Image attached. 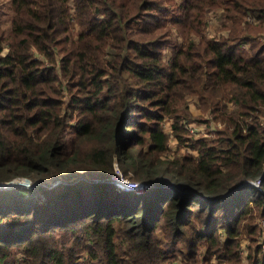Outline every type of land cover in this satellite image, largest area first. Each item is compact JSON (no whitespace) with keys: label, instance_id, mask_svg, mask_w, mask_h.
Masks as SVG:
<instances>
[{"label":"trees","instance_id":"1","mask_svg":"<svg viewBox=\"0 0 264 264\" xmlns=\"http://www.w3.org/2000/svg\"><path fill=\"white\" fill-rule=\"evenodd\" d=\"M8 2L0 184L27 179L48 200L1 192L0 263L77 264L85 250L97 264H264V176L262 191L246 184L264 173V0ZM190 97L221 124L212 138L185 128ZM165 120L197 158L161 159ZM114 163L151 188L118 193Z\"/></svg>","mask_w":264,"mask_h":264},{"label":"rangeland","instance_id":"2","mask_svg":"<svg viewBox=\"0 0 264 264\" xmlns=\"http://www.w3.org/2000/svg\"><path fill=\"white\" fill-rule=\"evenodd\" d=\"M177 3H180V1L182 0H175ZM8 0H0V23L3 24V27H6L7 25V19L9 18L10 15V10L9 7L7 5ZM210 16V21H209V25L207 28H205V33L209 38H214L216 37V35L218 34V30L220 29L219 27V20L217 19L218 14H209ZM247 21V19H246ZM248 22V21H247ZM258 23L259 21L255 20L254 23ZM174 29V28H171ZM222 30L219 32L221 33ZM173 33L175 35H177V33H175V31H173ZM223 34H226L227 32L223 31ZM176 39V36H175ZM260 42L264 43V34H260V36L258 37ZM171 55L170 49L167 48L164 51V57L165 59H169ZM66 97H64L63 100H65ZM187 109L189 110V112L192 114L193 119L194 120H189L188 123H185L184 125H192V127L195 129V131L199 132L197 134V132L191 134L193 137H206V138H212L214 134L218 129H221L222 126H219L216 123H212L209 121L210 116L208 115H202V111L201 109H199V104L198 102L190 97L188 99V103H187ZM199 117V118H198ZM196 119V120H195ZM221 125V124H220ZM162 128L164 130V132L166 133V135L168 136V145H167V151L165 152V154H163L161 156V159L164 161H168V160H175L178 159L179 157L183 156V155H191L192 157L197 158L198 156V152L191 150L188 146L185 145V143L180 142L177 140V138L173 135L172 130H171V122L170 121H164V123L162 124ZM115 164V163H114ZM129 175V174H128ZM130 176V175H129ZM174 180V178L171 181ZM57 184V183H54ZM54 184L51 185V187H47L48 189L54 188L57 185L53 186ZM150 185V184H148ZM151 186V185H150ZM34 187H36L35 184L30 185V187H23L22 189H25L28 191V193L26 194L25 198H32L33 202L37 205H44L47 203L48 198L46 196H44L43 193L39 192V191H34ZM151 188V187H150ZM149 188V189H150ZM12 189H2L0 190V194L3 191H9ZM119 193V192H118ZM2 195H6V193L2 194ZM255 226L257 227V232H258V241H261L263 233H264V222L262 221V219H257ZM159 239H161L162 241H165L164 238V234L162 232H159ZM221 236L224 238L223 236V232H221ZM66 244L67 245H71L70 241L66 240ZM62 242V240L60 241V243ZM85 245H87V243H85ZM250 245V241L249 238L247 237V235H243L241 240H240V247H239V251H240V256L241 259L243 261L246 260L247 255H248V246ZM23 260V256L19 253H17L16 251L13 252V255H11V257L6 260V263H11V262H21ZM97 264V262L91 261L88 257V254L86 253V251H82L80 254V257L77 260V264ZM211 263L212 264H224L222 261H218L215 257H213L211 259ZM0 264H4V263H0ZM179 264V261H178Z\"/></svg>","mask_w":264,"mask_h":264},{"label":"built area","instance_id":"3","mask_svg":"<svg viewBox=\"0 0 264 264\" xmlns=\"http://www.w3.org/2000/svg\"><path fill=\"white\" fill-rule=\"evenodd\" d=\"M221 13V12H220ZM219 13V14H220ZM247 21L253 23L254 19L251 16L247 17ZM215 38V37H214ZM221 126L220 124H218ZM185 128L191 133H195V129L192 127V125H185ZM199 132H197L198 134ZM130 175V174H129ZM125 175L118 167V165L114 164V174L110 178L109 182L110 184L116 189L119 193H133L136 195H143L145 194L149 188L151 187L148 184L142 183V182H136L132 180V175ZM264 174L262 175L263 178ZM58 182L57 184H59ZM54 184L53 186L57 185ZM31 182L27 179L22 178H16L10 182L7 183H1L0 184V190L2 189H15V188H23V187H30ZM51 187V186H50ZM254 187H256L259 191H262L261 189V178L257 181H254ZM262 244H264V233L262 236V239L260 241ZM264 252V247H263Z\"/></svg>","mask_w":264,"mask_h":264},{"label":"water","instance_id":"4","mask_svg":"<svg viewBox=\"0 0 264 264\" xmlns=\"http://www.w3.org/2000/svg\"><path fill=\"white\" fill-rule=\"evenodd\" d=\"M263 174H264V173H263ZM261 179H262V177H261ZM246 184H249V185L254 186V182H246Z\"/></svg>","mask_w":264,"mask_h":264}]
</instances>
